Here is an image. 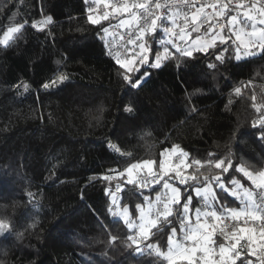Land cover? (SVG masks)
Wrapping results in <instances>:
<instances>
[{"label": "trees", "instance_id": "obj_1", "mask_svg": "<svg viewBox=\"0 0 264 264\" xmlns=\"http://www.w3.org/2000/svg\"><path fill=\"white\" fill-rule=\"evenodd\" d=\"M91 2L0 0V39L8 27L28 22L13 35L10 46L0 44V221L9 225L0 236L3 264H169L155 249L143 246L151 243L167 251L173 226L175 239L183 243L179 223L173 221L140 243L145 250L140 254L133 251L135 245L128 246V236L138 229L128 227L118 208H127L128 219H136L140 214L136 206L146 208L170 180L180 188L181 204L192 194L188 215L194 220L202 196L192 189L185 192L187 185L169 179L175 176L171 171L159 183L137 190L126 183L125 169L150 160L155 162L153 173H158L161 154L178 145L177 152L189 154L182 175L196 176L200 182L188 183L213 184L219 203L238 209L243 207L239 198L219 189L213 177L220 176L230 186L235 179L255 192L251 181L235 169L243 165L253 174L264 170V140L259 139L264 128L253 127L264 116V54L236 61L239 42L226 31L223 35L232 39L227 45L218 39L215 49L228 47L223 64L215 60L211 48L209 55L194 51L191 58L174 51L160 69L148 68L151 75L139 88H131L122 76L127 70L115 63L101 31L126 14L112 11L108 20L98 16L100 23L94 25L88 20ZM49 15L51 23H37ZM203 33L214 34L204 29L192 36ZM161 35L159 28L145 34L149 63L161 50ZM210 63L217 68H208ZM61 75L68 78L63 84ZM129 106L134 108L131 114L125 111ZM172 157L167 152L163 160L168 164ZM217 159H224L225 166L230 160L232 168L223 173L215 167ZM105 175L111 179L104 180ZM114 193L117 206L111 198ZM172 207L175 211L179 205ZM110 208L118 215L113 216ZM36 221L37 227L30 228ZM112 236L117 240L113 242ZM217 240L227 243L222 236ZM241 252L242 259L256 260L247 249Z\"/></svg>", "mask_w": 264, "mask_h": 264}, {"label": "snow or ice", "instance_id": "obj_2", "mask_svg": "<svg viewBox=\"0 0 264 264\" xmlns=\"http://www.w3.org/2000/svg\"><path fill=\"white\" fill-rule=\"evenodd\" d=\"M22 2V0H21ZM93 3H103L106 7H111L114 10V13L123 16L125 13H128L127 19H121L119 21L120 25L124 28L129 29V37L127 43L132 44L134 48L132 51L131 58H121L120 55L114 56V61L116 64L120 65L121 68L127 70L126 73H122L123 79L128 83L129 87L131 88H139L143 82H145L151 75L148 71V68L160 69L164 61L170 59L172 55L175 53H170L168 48H164L163 52H156L154 54L153 60L149 63V52L150 50L146 47V41L144 40V36L147 33H155L158 28L162 31L167 33H172V35H177L173 32L171 27L166 26L167 21H171L172 24L176 25V16L180 14L179 9L170 10L172 12L171 15H163L161 16L158 14L156 10H159L161 7H167L169 0H164V3L160 2V0H119L120 6H116L115 4L111 3V0H92ZM172 2L179 3L181 5L187 6L189 8L191 18L193 21H197L199 17L204 13V9L206 6L211 7L214 12L213 16L225 15V9H228V5L232 3V0H228L227 3L224 0H214L213 3L210 5H200V7H196L197 0H172ZM246 4V0H237V7L243 8ZM260 4L259 8H256L255 5ZM220 6V11L216 12L217 6ZM135 9L136 11H133ZM191 9H195V11H191ZM255 9L256 14H251L252 10ZM231 10V9H229ZM89 12L92 11L91 8L88 9ZM185 20H187L189 13H183ZM240 15L237 12L236 15H231L229 17L228 23L235 29L236 26L241 24V21L238 19ZM243 26L240 28V31L234 32L235 35V42H239L235 48V56L234 59L236 61H240L242 56L240 54L241 47L244 48L245 56H255L256 52H253L251 49L255 48L261 54H264V27H257V25H264V0H252L251 6L247 11L243 12ZM103 19L108 20L109 15L106 12L103 16ZM88 20L92 24H99L100 20L95 18L92 15L88 16ZM53 21L52 16H46L42 22L43 24H49ZM157 21H162L160 25L157 24ZM28 22L25 20L23 23H18L15 26H10L4 33L3 39H0V44L9 45V41L13 39V34L20 33L21 29L25 27ZM208 23L209 28L206 32H211L214 30L216 25L211 24L209 22V17L205 16L203 20L198 23L193 30L198 31L199 27L204 24ZM250 24V30L245 31L244 28ZM36 27V23L32 25ZM224 25H220L221 30L223 29ZM43 30L42 28L40 29ZM101 31L103 33H108L107 27H102ZM135 32L136 35L133 36L132 33ZM17 39L19 37H16ZM179 39H184V32L183 29L179 34ZM232 39V35H219V43L220 45H227L228 40ZM199 40V37H197ZM217 36L212 37L211 44H200L194 48H181L178 47L176 44L173 43V47L176 48V52L182 54L185 57H193V52H201L205 56L209 55L208 49L211 48L213 53L215 54V60L220 64L225 62L224 53L228 52V47H223L219 52H215L217 48L216 44ZM137 49L139 51H137ZM60 63V61H57ZM139 64L138 67H133V65ZM177 63L179 64V58H177ZM147 65V68H141ZM210 69H216V63H210L207 65ZM137 73V75H129L128 73ZM58 79L60 83L63 84L68 78L67 76H59ZM55 83V81H53ZM43 87L48 89L49 85L44 84ZM27 91V88H25ZM196 91H199L197 89ZM237 93L240 92V89H235ZM253 100L255 97L253 96ZM255 107V105H253ZM127 113H133L134 108L129 106L125 108ZM257 124L261 128H264V116H262L258 122H253V127H257ZM259 139L264 140V131L260 132ZM179 146L176 145L172 149H166L165 153L167 152H175ZM118 151V150H117ZM165 153H162V160L159 165L160 172L153 173V163L154 161L144 160L137 162L135 164H131L125 171L128 174V180L126 183L134 184L137 186V190L142 188L148 187V182L144 181H137L133 178V170L135 169H146L149 175H152L153 180L156 183H159L160 179L164 176H169V172H175V176H169V179H176L178 180L179 184L187 185L185 188V192H188V189H192V192L195 193L197 196H202L204 198V205L205 208H196L195 209V224H193L189 217V212L191 211L190 205L192 201V194L186 195L184 198L183 203L181 204V195H180V188L170 184L168 180H165L162 188L167 189L168 195L165 200H161L160 195L156 196V202L160 207H156L155 205L149 206V211L145 213L142 209L141 205H137V209L140 210V223L139 225H135L128 219V212L127 208H125L124 212L119 214L125 217L124 222L128 224V227L137 228L138 231L134 235H129L128 240L131 241L129 247L133 248L134 252H138L140 254H144V249L140 247V243L150 238L151 235H156L159 232H162L165 227L171 225L173 221H177L180 225L181 231L183 232L182 239L185 241H192V245H188L182 242H179L175 239L176 237V227H171L170 232L168 234V249L167 252H162L155 244H147V249H155L156 254L158 256H163L169 264H176L177 257L183 259L187 262V264H197L198 261H202V264H236L237 260H240V264H264V224H262L259 228V231H256L252 227H240L238 229V233L235 230L232 232H226L223 229L219 230V234L224 237L225 240L235 241V243L230 244L229 246H225L224 243H220L218 246V250L216 248L211 247L215 241L211 238V232L209 231L210 228H215L216 221H222L224 219H232V220H239L241 217L245 219V223L249 219L252 221H264V191L260 194L259 201L257 200V194L250 189H243V194L240 195L235 190H231L230 194L233 197H238L240 202L242 203V208H230L227 207L225 204H220L218 197L215 194V191L212 189L210 184H206L203 187H197L195 184L188 183L189 179L193 181H197L200 183L196 176L185 177L181 174V165H177L175 168L171 167L170 165L166 164L163 160ZM189 154L184 152L182 149L180 150V157H181V164L183 163V158L187 157ZM209 157L213 156V153L208 154ZM193 163L200 165V160H193ZM208 164H212L213 161L209 159L207 161ZM215 167L217 169H221L223 173H227L230 168H232V163L229 160L228 164L225 166L224 159H217L215 161ZM237 172L243 173L245 177L255 186V188L264 190V170L257 171L255 174L245 169L243 165L237 166L235 169ZM113 171V170H109ZM120 175H124L123 172ZM104 180H110L111 177L105 175L103 177ZM213 179L217 183V187L222 191H229L225 187V184L221 180L220 176H215ZM204 180H208V177L205 176ZM230 183L234 185H238L243 188L242 185L239 184V181L232 179ZM116 190H122L121 185L116 186ZM106 194L108 193V189L105 190ZM143 194V193H141ZM27 195L29 197L33 196V193L28 192ZM147 201L149 198L147 196L144 197ZM116 197L113 195L112 202L115 203ZM212 201H216V205L214 206ZM179 205L178 208L173 209L172 205ZM217 206L219 207L220 211H217ZM109 212L115 216L118 213H113L112 209H109ZM201 216L204 217V221L201 222ZM172 219H169V218ZM212 218V222L209 223L208 218ZM38 221L31 224L29 227L35 229L38 225ZM9 225L0 221V236L4 235V232L8 230ZM155 228L157 231L156 233H152L151 229ZM20 236H23V233H20ZM111 240L114 242L117 240L116 236H112ZM244 240L245 244L242 246L244 249H247L248 256H255L256 260L253 261L250 258L242 259V252L238 250V246L240 245V241ZM173 245H175L173 247ZM202 253V255L198 256L197 253ZM216 252L219 256V262L212 258V253ZM151 254V253H149ZM0 264H3L0 261Z\"/></svg>", "mask_w": 264, "mask_h": 264}, {"label": "built area", "instance_id": "obj_3", "mask_svg": "<svg viewBox=\"0 0 264 264\" xmlns=\"http://www.w3.org/2000/svg\"><path fill=\"white\" fill-rule=\"evenodd\" d=\"M154 2V0H153ZM160 2L164 3V0H160ZM214 0H197L196 3V7H200V5H210L211 3H213ZM225 3L228 2V0H224ZM251 2L252 0H246V4L243 8H238L237 7V0H232V3H230L228 5V9H225V15L223 16H213V12L214 10L211 7L206 6L204 9V13L199 17V19L197 21H193L191 18V14L189 11V8L187 6L181 5L179 3H173L172 0H169L168 6L167 7H161L159 10H156L158 12V14H160L161 16L167 14V15H171L172 12L170 10H174V9H179L180 10V14L176 16V25L174 26L175 28V33L177 35H174V43L178 46V47H183L184 43L181 39H179V34L181 33V30L186 29L187 31L190 32V34L196 32V33H202L204 29H208L209 28V24L208 23H204L199 27L198 31H194L193 28L200 23L201 20H203L205 18V16L209 17V22L211 24L216 25V27L214 28L213 33H220V34H224V32L228 31L231 32L232 34L234 32H238L240 31V28L243 26V21H244V17H243V12L247 11L249 9V7L251 6ZM112 4H115L116 6H120V2L119 0H111ZM261 5L260 4H256L255 7L259 8ZM92 9V11L90 12L91 14L97 15V16H104V14L110 13L113 10V8L111 7H106L102 2L101 3H93L91 2L90 7ZM231 9V10H229ZM133 11H136L135 9H133ZM191 11H195V9H191ZM216 12L220 11V6H217V9L215 10ZM184 12H188V18L187 20H185L183 13ZM237 12L240 13V15L238 16V19L241 21V24L236 26L235 29L232 28V26L228 23L229 17L231 15H236ZM127 14V13H125ZM251 14L255 15V9L252 10ZM158 22V21H157ZM220 25H224L223 29L221 30ZM108 30L110 32L109 36L106 38L107 41V45H108V49L110 54L114 57L116 55H120L121 58H131L132 56V49L134 48V46L132 44L127 43L128 41V37H129V29L124 28L122 26H120L119 23L114 22L112 24H110L108 26ZM245 31H249L250 30V24L244 28ZM133 36L136 35L135 32L132 33ZM144 40H145V36H144ZM138 50V49H137ZM172 159H174V157H172ZM176 160V159H175ZM138 181L144 182L147 181L148 184L155 182L153 180V177L150 175H145L143 173L139 174L137 177ZM264 190H260L257 189L255 190V193L257 194L256 198L259 201L260 199V194L261 192ZM163 198H165V195H163ZM156 207H160L161 205H158L157 202L154 204ZM197 208H201L202 211L205 208L204 205V198L202 197L200 199L199 202V206ZM194 214V220H191V222L193 224H195V211L193 212ZM204 221V217L201 216V222ZM209 223L212 222V218L209 217L208 218ZM264 224V221H252L251 219H249L247 221V223H245V219L243 217H241L239 220H232L230 218L228 219H224L222 221H216L215 222V228H210L209 231L211 232V238L213 241H215L214 244L211 245V247L216 248L218 250V246L220 243H218L217 237L221 236L219 234V230L223 229L226 232H232L234 230L235 226V230L238 233V229L240 227H252L254 228L256 231H259L260 226ZM239 234V233H238ZM227 243H225V246H229L232 243H235V241H230V240H226ZM183 243L188 244V245H192V241H185L183 240ZM245 244L244 240L240 241V245L238 246V250L242 251L245 250L242 246ZM144 249H146V245L143 246ZM198 256L202 255V253H197ZM212 258L215 259L216 261H219V256L216 254V252L212 253ZM177 260H183L179 257H177ZM197 264H202V261H198Z\"/></svg>", "mask_w": 264, "mask_h": 264}, {"label": "rangeland", "instance_id": "obj_4", "mask_svg": "<svg viewBox=\"0 0 264 264\" xmlns=\"http://www.w3.org/2000/svg\"><path fill=\"white\" fill-rule=\"evenodd\" d=\"M92 16H94L95 18H97L98 19V16H96V15H94V14H91ZM128 18V13L124 16V17H122L121 19H127ZM120 19V20H121ZM120 24V23H119ZM157 24L158 25H160L158 22H157ZM121 26V25H120ZM166 26H168V27H171L172 29H173V32L175 33V27H174V25L172 24V22L171 21H169V24L168 25H166ZM257 27L259 28V27H264V25H257ZM108 28V27H107ZM160 29V28H159ZM161 30V29H160ZM161 32H162V35H161V37L159 38V40H158V44L159 45H162V47H161V50L160 51H158V52H163V50H164V48H168L169 49V52L170 53H172V52H174V51H176V48H174L172 45H173V43H174V35H172V33H167V32H164V31H162L161 30ZM183 32H184V39L182 40L183 41V43H184V45H183V47L182 48H194L196 45H197V43H200V44H211L212 43V37L213 36H217V39H219V35H221L220 33H214V34H212V35H207L206 33H203V34H200V35H197V36H192V34H190V32L189 31H187L186 29H184L183 30ZM109 34H110V32L108 31V33H103V38L104 39H106L108 36H109ZM14 35V34H13ZM3 37H4V35H3ZM3 37H2V39H3ZM197 37H199V40H197ZM175 44V43H174ZM146 47L150 50V47H148L147 45H146ZM253 52H256V54H258L259 52L257 51V49H255V48H253V49H251ZM245 52V51H244ZM244 52H241L240 51V54H241V56L242 57H246L245 55H244ZM150 53V52H149ZM178 151V149H176V151L175 152H172L173 153V157H174V159H169L168 160V165H170L171 167H173V168H175L177 165H181V166H183V165H185V157L183 158V163L181 164V157H180V152H177ZM176 159V160H175ZM135 164V163H134ZM147 170L146 169H135V170H133V178L134 179H136L137 178V175L139 174V173H143V174H145V175H148L147 174V172H146ZM125 174L127 175V177H128V174H127V172L125 171ZM181 174H182V172H181ZM168 182L170 183V184H173L174 186H176V187H178L176 184H174L173 182H171L170 180H168ZM224 183V182H223ZM225 184V187L227 188V189H229V192L231 191V190H235L237 193H239L240 195H242L243 194V189H245V188H247V189H249V187H244L241 183H239L240 185H242L243 186V188H241L240 186H238V185H234V186H230V185H228L227 183H224ZM211 185V187H212V189L215 191L216 189H215V186L213 185V184H210ZM179 188V187H178ZM168 191L169 190H167V189H163V191H160V192H158V193H156L155 195H154V199H153V201L150 203V204H148L147 205V207L146 208H144L143 209V211L145 212V213H147L148 211H149V206L150 205H154L155 203H156V196L159 194L160 195V197H161V200H165L166 198H167V195H168ZM115 197H116V200H115V203H113V204H115L116 206L119 204V198H118V196H117V194L116 193H114L113 194ZM113 195L111 196V198L113 197ZM163 195H165V198H163ZM118 210H120V212L121 213H123L124 212V210H125V208L124 209H121L120 207L118 208ZM127 212H128V210H127ZM129 213V212H128ZM139 216H140V214H139ZM139 216L136 218V219H130V221L131 222H133L135 225H139V223L141 222L140 221V219H139ZM124 217V216H123ZM125 218V217H124ZM135 228V227H134ZM177 240V239H176ZM177 241H179V240H177ZM180 242V241H179ZM175 245H173V247H174ZM165 252H167V251H165Z\"/></svg>", "mask_w": 264, "mask_h": 264}, {"label": "crops", "instance_id": "obj_5", "mask_svg": "<svg viewBox=\"0 0 264 264\" xmlns=\"http://www.w3.org/2000/svg\"><path fill=\"white\" fill-rule=\"evenodd\" d=\"M98 19H99V17H98ZM221 35H223V34H221ZM217 40H218V39H217ZM217 40H216V41H217ZM137 51H139V50H137ZM217 262H219V261H217Z\"/></svg>", "mask_w": 264, "mask_h": 264}]
</instances>
